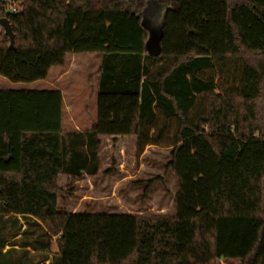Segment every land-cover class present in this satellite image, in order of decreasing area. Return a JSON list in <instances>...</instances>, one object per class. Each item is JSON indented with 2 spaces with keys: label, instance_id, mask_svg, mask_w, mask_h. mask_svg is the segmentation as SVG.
Masks as SVG:
<instances>
[{
  "label": "trees",
  "instance_id": "1",
  "mask_svg": "<svg viewBox=\"0 0 264 264\" xmlns=\"http://www.w3.org/2000/svg\"><path fill=\"white\" fill-rule=\"evenodd\" d=\"M149 1L0 0L14 34L10 47L0 29V76L29 83L99 55L86 130L62 128L58 89H0V216L39 221L49 264H264V0H154L155 37ZM104 137L171 148L173 214L59 208V176L97 175ZM4 242L0 257L30 246Z\"/></svg>",
  "mask_w": 264,
  "mask_h": 264
},
{
  "label": "rangeland",
  "instance_id": "2",
  "mask_svg": "<svg viewBox=\"0 0 264 264\" xmlns=\"http://www.w3.org/2000/svg\"><path fill=\"white\" fill-rule=\"evenodd\" d=\"M13 7L14 5L5 6V10H13ZM163 10V5L153 0L147 3L142 12V23L148 28L151 37L159 35ZM1 31L3 32L2 29ZM98 58L96 53L69 54L63 66H55L50 70L48 80L21 83L11 82L0 76V89L41 90L52 89L51 86L58 87L63 99V129L85 130L90 128L95 119V94L88 83V76L97 70ZM170 152L171 148L157 145H146L143 150H138L134 137H104L97 175H83L79 179L59 176L58 206L72 213L88 211L171 215L174 212L173 196L176 186L172 173L165 168ZM146 183L147 191L144 192ZM262 207L264 208V180ZM4 218L0 216V244L5 241L1 251L5 252L16 242L21 244L24 241L30 246L25 249L15 246V251H11L6 257H0V264L51 262L57 251L55 237L49 242L48 248L34 250L32 247L38 245V242L46 244L43 225L36 223L39 221L21 216L8 220ZM15 232L17 236L11 239L10 236ZM44 256L48 258L46 263L42 262ZM217 264L240 263L238 260L222 259Z\"/></svg>",
  "mask_w": 264,
  "mask_h": 264
},
{
  "label": "water",
  "instance_id": "3",
  "mask_svg": "<svg viewBox=\"0 0 264 264\" xmlns=\"http://www.w3.org/2000/svg\"><path fill=\"white\" fill-rule=\"evenodd\" d=\"M11 12H12V10L7 9V10H5V15L9 14ZM0 29H2L4 34L8 37L10 47H13L14 34H13V31H12L11 25L9 23V20L7 19L6 16L0 17Z\"/></svg>",
  "mask_w": 264,
  "mask_h": 264
},
{
  "label": "crops",
  "instance_id": "4",
  "mask_svg": "<svg viewBox=\"0 0 264 264\" xmlns=\"http://www.w3.org/2000/svg\"><path fill=\"white\" fill-rule=\"evenodd\" d=\"M99 56V55H98ZM98 63H99V58H98ZM53 67H55V66H52L50 69H49V71H48V74H47V76H46V78L45 79H43V80H48V78H49V75H50V70L53 68ZM57 67H59V66H57ZM51 88L52 89H58V90H60V88H58V87H55V86H51ZM61 91V90H60ZM95 94V93H94ZM95 109H96V106H95ZM63 121V120H62ZM62 128H63V126H62ZM72 129H76V130H80V129H77V128H72ZM71 129V130H72ZM86 130V129H85ZM83 131V130H82ZM48 261V258L46 259V260H44V261H42V262H47ZM49 262H47V264H48Z\"/></svg>",
  "mask_w": 264,
  "mask_h": 264
}]
</instances>
